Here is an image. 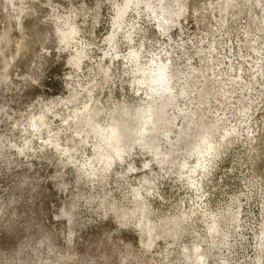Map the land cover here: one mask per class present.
Here are the masks:
<instances>
[{
    "label": "rangeland",
    "instance_id": "obj_1",
    "mask_svg": "<svg viewBox=\"0 0 264 264\" xmlns=\"http://www.w3.org/2000/svg\"><path fill=\"white\" fill-rule=\"evenodd\" d=\"M125 2L0 0V264H191L186 249L193 252L199 244L209 251L210 264H264V0H182L186 15L166 34L152 14L127 15L111 43ZM225 4L226 12L220 10ZM71 24L79 34L67 46L60 30ZM77 51L83 52L81 62ZM132 52L141 54L130 59ZM169 61L175 89L167 97L168 113L179 116L170 139L180 129L197 137L207 110L213 121L226 122L223 144L207 170L187 168L182 177L163 162L189 145L175 149L156 133L148 144L152 151L135 142L105 172L92 147L95 136L86 145L77 134L84 122L63 119L89 103L94 90L98 120L107 126L114 118L122 121L136 139L155 105L150 92L135 84L143 76L136 66L155 69ZM208 67L215 90L224 84L229 91L236 84L255 90L245 91L243 105L238 89L200 107L194 98ZM244 105L248 113L239 112ZM195 107L199 116L188 124L183 114ZM43 115L50 128H34ZM53 134L70 154L47 142ZM197 161L188 158L190 167ZM127 208L135 211L133 219L119 217ZM145 208L151 224L142 230ZM182 212L192 217L181 235L153 232L165 222L168 230L175 228L171 219ZM214 221L228 235H216L217 245L209 233Z\"/></svg>",
    "mask_w": 264,
    "mask_h": 264
},
{
    "label": "bare ground",
    "instance_id": "obj_2",
    "mask_svg": "<svg viewBox=\"0 0 264 264\" xmlns=\"http://www.w3.org/2000/svg\"><path fill=\"white\" fill-rule=\"evenodd\" d=\"M158 3H159L160 7L158 6ZM225 5H224V7L222 6L223 9L220 8V10H223L224 12H226L228 10V7H227V5L226 6ZM229 7H231V6H229ZM159 8L161 9V12L158 11ZM144 13H148L149 16H150V14H152L154 21H156L155 23H157V25H158V28L162 31V33L164 32L166 34V33L171 32V29H172L171 27L173 25H177L181 21V19L183 17H185L186 10H185V6H184L182 0H126L125 5L122 7L121 6L119 7L118 17L115 20L116 31H115V34L114 33L112 34L111 41H109V42L114 43V39L117 37L118 31L123 30V27L125 24V19H127L126 18L127 15L132 16V17L136 16L138 19H140V18H142L141 16ZM131 27L133 30H136L137 24L131 23ZM60 31L62 33V40H63V42H65L67 44V46H68V44H70V41L73 42V41L77 40L76 36L79 33H78L77 28H76V25L71 24V27H70L69 31H67V32H65L63 30H60ZM129 34H130V38H131L133 33L129 32ZM132 53H133V55H131L130 59H132L133 56H135V59H137V58H139V56L141 54L140 52H139L140 54L138 52H136V53L132 52ZM77 55H78L77 59L80 60V62H81L83 59V57H82L83 52L77 51ZM155 57H157V56H155ZM171 59H170V61H171ZM155 61H152L153 64H157ZM170 61L168 64H166V62L165 63L161 62V64H158L155 69H152V67L151 68H144L145 65H143L144 66L143 68H140L142 65L136 66L138 68V72L142 73L143 76H142V78H137V79L135 78L136 79L135 84H137L139 86V90H142V89H144L143 91L148 90V93L150 92L148 96L149 97L151 96L150 98H152L153 101L155 102V105H153L152 109L148 112L149 122H142V121L140 122L141 127L138 130V132L136 133V135H137L136 139H134L132 137V129L127 128V126H129V125H126L124 122L119 121L118 119L114 118L113 123L110 124V126H107L106 124L104 125L98 120V115H100L101 111L99 108H95V107L93 108L91 106V103L94 100V95H93L94 90H89V93L91 95V99H90L89 103L84 104L82 109L78 108V110L74 111L75 113H73L74 115L72 117L70 116L66 119H63V121L65 123H68L69 119H72L73 121H77V120L81 119L84 122V124H79L80 130L77 131V134L79 135L81 142L85 143L86 145L89 144L90 141L92 140V137L94 138V136H95V140H96L97 144H93L92 147L95 148V152L97 153V155L99 157L98 163L100 165L101 164L104 165L103 170L105 172H107L111 169V167L114 165L117 158L120 160H123L124 157L128 153L131 152L132 145L135 142H139V144L142 147H147L151 141L150 138L156 137V133H161V135L163 137H165L166 139H168V143H170L172 146H174L175 149L177 147H181L182 142H186L189 145L187 147L188 150L186 153L182 154L181 151L176 150L173 155H168V157L165 158L166 161L163 162V163L169 164L173 167H177L179 170V174L182 177L184 176V170L187 168H190L191 172H196L197 168L202 169V170H207V167H208V164L210 162L211 157L212 156H213V158L215 157L214 152L217 151L218 148L223 144V141L225 140V135L220 130L223 127V125L224 126L226 125V122L223 118H220L217 121H213L212 119H210L208 117L209 115H208V113H206L207 110H203L202 115L199 117V118H201L200 120L202 123V129H201V133L197 137H195V135H186L183 133V131L185 129L184 130L180 129L181 133L176 137L175 141L170 139V134L172 133L173 126H175V124L177 123L178 117H179V116H176V114L174 115V114L168 113L169 112L168 109L172 108V107L170 106V103H169L170 101L168 102L167 97H169L168 94L170 96L172 95V97H173V90L175 89V88L173 89V87L170 85L172 83V81H174L173 76L168 73V68H170L169 66L171 63ZM134 67H135V65H134ZM251 68H252V71H254L255 67L253 65ZM169 70H171V69H169ZM209 71L211 72L212 69L209 68V69H207L206 72L202 71V77L204 78L205 84H203L202 89L198 91V97L194 98L195 101H198L197 104L200 107H205V106L207 107L208 105H211L212 101L210 99L213 96H214V99L216 100L218 95L224 96V94H225V96H226V93H230L233 96L235 93L238 92L237 91L238 89L241 91V93H239V94H241V96L245 95L244 94L245 91H248L251 93L252 90H255L253 86L249 87L246 85L244 88L243 85H238V84H236L237 86L233 87V90L231 89L232 91L227 90L225 84L223 87L220 88L222 91L221 90H215V88L212 87V85H213L212 79L208 75ZM241 71H242V68L239 69L240 76H238L236 78L237 80H239V83L243 79L241 76L243 73L241 74ZM261 73L263 76L264 70L261 71ZM193 74H194V72L192 73V75ZM189 78L191 79L192 76H190ZM236 79L233 81L234 83L237 81ZM186 80H187V78H186ZM219 83H221V80ZM186 86H187V84H186ZM194 86H196V85H194ZM220 91L222 92V94ZM156 95H158V96L156 97ZM148 96L146 95L147 98H148ZM245 97L246 96H244L243 99L241 98V100H239V102L242 105H243V100H245ZM59 103L62 105L68 104L67 101H62ZM254 104H255V101L252 98L251 99V105H254ZM96 107H97V105H96ZM178 109H180V108H178ZM48 111H51V109H48ZM199 111H201L200 108H199ZM239 112L246 113L247 112L246 106L245 105L242 106L239 109ZM183 115H184L185 121H187L188 124L193 123L194 118L199 116L198 115V109H196V107L195 108H189L188 113L183 114ZM222 115H224V114H222ZM142 118L144 119L146 117L142 116ZM151 124L153 125V127H149V125H151ZM40 125L46 126L48 129L50 128L49 127L50 125H49L45 115L41 116L38 120H35L33 123L34 128L40 127ZM77 125L78 124L76 122V126ZM191 126H193V125H191ZM198 129H200V128H198ZM194 134H196V133H194ZM237 134H238V132H237ZM60 141L61 140L59 139L58 135L50 136L47 140V142L49 144L54 145L58 150L62 151L64 154H70L72 151L70 149V147L69 146L63 147L60 144ZM194 146H195V148H194ZM182 147H183V145H182ZM148 148L151 151L153 150V147H151V146H148ZM186 149H184V150H186ZM192 156H196L198 158L197 167H195V168L190 167V164L188 162V158L192 157ZM161 164H162V162H161ZM89 167L93 172L98 171V167L96 165V162L91 161L89 164ZM133 196L135 197V199L136 198L140 199V197H142L143 195H142V193L136 191ZM144 204H145V201H144ZM147 206L148 205H146V207ZM148 209L145 208V210H143L144 211V219L141 223H139V226L141 227L142 230L147 229L148 226H150V224H151V221L148 220L149 219L148 213L150 214V212H148ZM117 210L118 209H116V211ZM117 212H119V211H117ZM134 215H135V211L131 210L130 208H127V209L120 211L119 217L124 219V220L125 219L130 220V219H133ZM194 215H196V214H194ZM191 217H192V215H191ZM191 217L182 212L181 215L171 219V222L173 221L175 224V226H174L175 228H171L170 230H168L167 227L169 225L167 224V222H165V223H160V225L152 226L153 232H156L158 229L159 232L157 231V233H158L159 237H163L167 233L166 231H168V234H172L173 237H178L179 234L182 231H184V229H185L184 225L186 222L190 221ZM220 228H222V227H220V222H218V221H214L213 225L209 228V233L211 235L212 242L215 244L217 243V242H215V238L217 237L216 235H221L224 238L228 236V235H226L225 232L221 231ZM203 241L208 242L206 239H204ZM186 251H187V260L190 261L191 264H210V262H209V258H210L209 251L207 249L203 248L202 245L199 244V245L195 246L193 252H191V251L189 252L188 249H186Z\"/></svg>",
    "mask_w": 264,
    "mask_h": 264
}]
</instances>
